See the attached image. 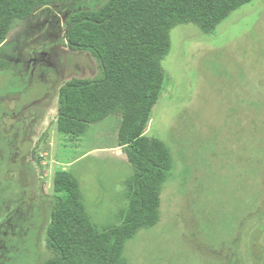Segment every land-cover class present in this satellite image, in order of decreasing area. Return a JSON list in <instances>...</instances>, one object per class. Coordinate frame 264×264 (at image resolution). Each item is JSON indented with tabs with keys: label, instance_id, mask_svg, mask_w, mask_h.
Wrapping results in <instances>:
<instances>
[{
	"label": "rangeland",
	"instance_id": "1",
	"mask_svg": "<svg viewBox=\"0 0 264 264\" xmlns=\"http://www.w3.org/2000/svg\"><path fill=\"white\" fill-rule=\"evenodd\" d=\"M106 1L40 7L0 46L9 64L0 69V264L50 256L57 170L75 175L97 228L118 226L127 207L132 167L117 143L120 116L80 137L56 129L59 88L94 79L100 68L51 36L62 40L69 15ZM161 66L144 135L169 148L173 168L159 192V222L125 245L127 264H264V0L232 12L211 34L174 27Z\"/></svg>",
	"mask_w": 264,
	"mask_h": 264
},
{
	"label": "trees",
	"instance_id": "2",
	"mask_svg": "<svg viewBox=\"0 0 264 264\" xmlns=\"http://www.w3.org/2000/svg\"><path fill=\"white\" fill-rule=\"evenodd\" d=\"M62 1L0 0V46L17 21ZM252 1L107 0L96 9L69 15L62 45L88 52L98 63L100 76L72 78L59 88L57 132L80 137L90 126L120 116L117 143L132 175L125 181L127 207L119 211L120 224L99 229L87 213L75 175L57 170L45 230L50 256L41 264H127L125 245L159 222V192L173 168L169 148L144 135L162 89L161 63L170 51V32L191 24L211 34L232 12ZM8 67L0 59V69Z\"/></svg>",
	"mask_w": 264,
	"mask_h": 264
},
{
	"label": "flooded vegetation",
	"instance_id": "3",
	"mask_svg": "<svg viewBox=\"0 0 264 264\" xmlns=\"http://www.w3.org/2000/svg\"><path fill=\"white\" fill-rule=\"evenodd\" d=\"M51 42L55 44V46L59 47L62 45L61 40L55 39L54 35L51 36Z\"/></svg>",
	"mask_w": 264,
	"mask_h": 264
}]
</instances>
